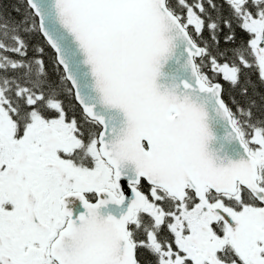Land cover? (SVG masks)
Wrapping results in <instances>:
<instances>
[{"label":"snow or ice","instance_id":"1","mask_svg":"<svg viewBox=\"0 0 264 264\" xmlns=\"http://www.w3.org/2000/svg\"><path fill=\"white\" fill-rule=\"evenodd\" d=\"M0 264H264V0H0Z\"/></svg>","mask_w":264,"mask_h":264}]
</instances>
